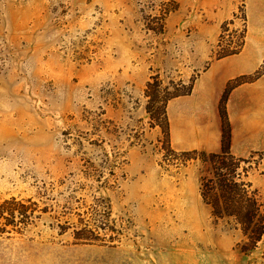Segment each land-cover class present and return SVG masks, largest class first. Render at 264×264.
Here are the masks:
<instances>
[{
    "label": "rangeland",
    "instance_id": "rangeland-1",
    "mask_svg": "<svg viewBox=\"0 0 264 264\" xmlns=\"http://www.w3.org/2000/svg\"><path fill=\"white\" fill-rule=\"evenodd\" d=\"M211 69L233 76L212 124L231 143L249 109L264 151V0H0V264H264V235L203 203L208 152L166 133V98ZM239 172L264 216V158Z\"/></svg>",
    "mask_w": 264,
    "mask_h": 264
},
{
    "label": "crops",
    "instance_id": "crops-1",
    "mask_svg": "<svg viewBox=\"0 0 264 264\" xmlns=\"http://www.w3.org/2000/svg\"><path fill=\"white\" fill-rule=\"evenodd\" d=\"M241 54L237 53L233 56H241ZM229 61L227 59L220 62L219 68L231 65ZM257 66L254 62L247 63L243 65L240 72H252ZM220 74L222 76L216 78V72H213V69L205 71L196 79L190 95L180 96L169 101L166 110L170 127V141L173 149L177 151L202 149L208 153L220 152L222 128L218 127L216 118H214L215 120L212 124L210 115L206 114V107H214L219 103L227 83L233 77L232 75H228L225 70L220 72ZM242 100L251 101L250 96H245ZM238 101H241L240 96H238L237 92H232L228 98V104L233 106ZM238 118V115L230 112L229 120L232 125L231 154L237 158H248L252 153L264 152H251L253 150L250 148L253 138L251 136L250 110H244L240 116L242 118L240 122L243 125L241 133L237 127ZM192 138H196V145L189 144ZM199 138H202V145H200Z\"/></svg>",
    "mask_w": 264,
    "mask_h": 264
},
{
    "label": "trees",
    "instance_id": "trees-1",
    "mask_svg": "<svg viewBox=\"0 0 264 264\" xmlns=\"http://www.w3.org/2000/svg\"><path fill=\"white\" fill-rule=\"evenodd\" d=\"M231 52L226 56L235 55ZM193 85L180 93H170L166 101L187 96L192 92ZM163 120L166 125V133L169 138L170 127L166 113V107L162 110ZM200 157L203 164H209L210 168L206 179L200 181L199 191L203 203L210 208L211 215L215 219L231 221L236 229H239L248 240V245H254L264 235V216L261 204L256 198L255 192H250V183L242 179L240 164H250L255 157L264 158V152L252 153L248 158H237L230 152V128L224 120L222 124L221 150L219 153H206L193 151ZM246 176V174H245ZM246 245V246H248ZM246 251V250H244Z\"/></svg>",
    "mask_w": 264,
    "mask_h": 264
}]
</instances>
